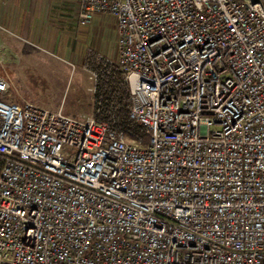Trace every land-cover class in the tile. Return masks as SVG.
Instances as JSON below:
<instances>
[{"label":"built area","instance_id":"2783aa9c","mask_svg":"<svg viewBox=\"0 0 264 264\" xmlns=\"http://www.w3.org/2000/svg\"><path fill=\"white\" fill-rule=\"evenodd\" d=\"M98 12L118 58L90 64L92 114L15 100L0 67V264H264V0Z\"/></svg>","mask_w":264,"mask_h":264},{"label":"rangeland","instance_id":"374dc122","mask_svg":"<svg viewBox=\"0 0 264 264\" xmlns=\"http://www.w3.org/2000/svg\"><path fill=\"white\" fill-rule=\"evenodd\" d=\"M92 21L79 23L75 34L67 39L68 43L71 39L69 44L51 46L50 50L14 35L7 28L12 24L0 22V67L13 81V98L21 102L25 97L51 109L62 108L75 117L92 114L95 76L90 64L98 53L118 58V33L115 40L106 20L102 24ZM75 45L80 50H72Z\"/></svg>","mask_w":264,"mask_h":264},{"label":"crops","instance_id":"0c3cea01","mask_svg":"<svg viewBox=\"0 0 264 264\" xmlns=\"http://www.w3.org/2000/svg\"><path fill=\"white\" fill-rule=\"evenodd\" d=\"M79 11L80 0H0V22L4 26V22H9L10 32L45 50L68 43L67 39L81 23ZM105 20L117 40V19L112 14L98 12L92 23L102 24ZM72 50L80 49L75 45Z\"/></svg>","mask_w":264,"mask_h":264},{"label":"trees","instance_id":"16d2710c","mask_svg":"<svg viewBox=\"0 0 264 264\" xmlns=\"http://www.w3.org/2000/svg\"><path fill=\"white\" fill-rule=\"evenodd\" d=\"M113 75V76H112ZM117 77H119V74H111L110 76H107L106 78L109 80V84H113L112 82H116L117 84ZM118 91H120L122 93V97H126V102H128L129 99V89L127 87V85H121V87L118 89ZM124 114H126L124 112ZM138 129L141 130V127H138Z\"/></svg>","mask_w":264,"mask_h":264}]
</instances>
